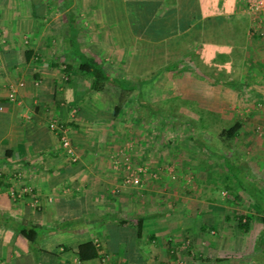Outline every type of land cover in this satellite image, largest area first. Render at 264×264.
I'll list each match as a JSON object with an SVG mask.
<instances>
[{"label":"crops","instance_id":"1","mask_svg":"<svg viewBox=\"0 0 264 264\" xmlns=\"http://www.w3.org/2000/svg\"><path fill=\"white\" fill-rule=\"evenodd\" d=\"M241 1L143 0L141 9L136 0H0V264H248L247 260L257 264L234 254L244 251V246L234 243L228 245L229 255L217 253L222 248L217 242L194 243L195 252L187 254L188 248L183 263L173 259L177 250L168 243L153 241L158 258L147 257L135 237L127 249L114 246L110 237L105 239L103 219L108 210L119 212L120 207L103 209L101 202L108 194L100 191V185H109L100 157L105 151L104 155L111 154L113 146L94 145L95 140L84 143L79 136L106 138L103 130L114 121L115 104L106 94L109 85L89 92L87 76L76 70L80 56L92 55L98 62L106 58L110 66L125 61L132 74L158 65L166 67L168 74L177 66L181 74L177 95L183 105L203 100L206 110L219 103L220 112L230 107L242 112L234 119L241 125L232 137H243V143L231 145L224 178H232L231 197L238 195L264 210V134L254 129L264 122V34L249 35L251 19ZM68 13V23H74L69 28L62 24ZM146 76L135 81L136 104L146 105L139 100L151 86ZM243 90H249L247 96H241ZM11 91L14 99L9 97ZM208 114L214 119L217 111ZM52 123L62 124L75 144L82 143L81 148L75 147L76 161L67 155ZM238 151L242 153L239 164L234 158ZM23 167L32 196L10 177L13 169ZM234 167L241 179L234 176ZM11 189L20 199L10 197ZM137 198V194L129 197ZM23 221L39 224L43 230L37 249L19 233L17 225ZM155 233L149 236L155 239ZM89 239L100 246V254L80 260L76 247ZM109 253L112 260L104 257ZM204 253L208 255L198 258Z\"/></svg>","mask_w":264,"mask_h":264},{"label":"rangeland","instance_id":"2","mask_svg":"<svg viewBox=\"0 0 264 264\" xmlns=\"http://www.w3.org/2000/svg\"><path fill=\"white\" fill-rule=\"evenodd\" d=\"M139 3L143 5V0H136L137 6ZM131 4L134 5L133 2ZM139 7L142 9V6ZM67 15L66 24L64 22L62 24L63 27L67 25L69 28V23H73V21L69 20L68 23V18L71 15L70 13ZM75 16L73 13L71 18L75 20ZM98 63L111 70L112 74L131 78L134 76L136 82H140L147 75V83L151 84L150 89L140 93L139 100L145 102L146 105L136 104L135 95L139 94L134 90L125 94L127 101L122 112L114 118L113 122H110V131L107 129L108 125H105L103 131L107 132L106 138L101 135L94 136L93 133H91L93 136L87 137L79 134L82 142L85 141L84 143L90 144L95 140L94 145H100L101 142L103 146H113L112 155L110 153L104 155L107 150L105 149L100 157L103 158L102 167H105L103 171L108 172L104 173V179L109 182L107 186L100 183L102 184V186L99 184L102 187L100 191L110 197L101 202V206L103 209H105L104 206H108L109 209L112 206L120 207V209L119 212L108 210L109 214L104 216L103 220L107 223L105 224V239L108 240L107 237H110L112 244L116 247L126 249L128 245L131 247L135 242L134 237L136 239L134 225L128 221L127 223L133 226L129 224L124 225L125 227L120 226L119 217L133 218L146 213L149 217H145L143 233L136 242L140 241L141 246L147 250V257L153 258V255H156L158 258L159 256V251L153 248V241L172 245L177 250L173 254V259L177 263L184 262L182 257L186 256L185 252L188 248L190 249L187 254L195 252L194 243L201 245L207 242H217L222 247L217 253L226 255L230 254L228 245L234 243L238 247L244 246L243 252H234V254L237 256L241 254L245 258H252L257 264H264V210L257 209L256 204L248 202L249 200H241L238 195L231 197L232 189L229 186V180L232 178H224L228 173L221 155L228 156L231 145L238 144L240 146L244 138L241 136L228 138L226 135L220 136L219 134L223 127L234 122L240 109L235 111L233 107H230L228 112H220L221 104L214 103L213 105L211 103V109L206 110L202 103L203 100L199 104L183 105L177 95L178 77L181 76L177 72L180 69L177 66L172 73L168 74H166L167 68L160 65L148 72L132 74L126 70L125 61L118 64L113 62L114 65L110 66L108 59L100 58ZM119 91L120 88L114 82H110L106 94L116 102ZM245 91L249 90L240 91L241 96H247ZM247 100L251 101V99ZM251 108L256 107L251 106ZM209 110L217 111V116L214 119L213 114H208ZM51 127L54 129L52 125ZM254 129L258 135L264 134V122L256 123ZM195 130L199 133H195ZM187 133L195 134L193 137L192 135L189 137L186 136ZM65 134L70 139L66 131ZM236 139L238 142L235 143ZM200 140L205 141L204 144H200ZM71 142L74 150L75 147L81 148L82 143L75 144L72 140ZM244 146L246 147V145ZM193 148L195 151H192ZM243 151V157H246L247 149L244 148ZM241 155L242 153L238 151V156H234L238 164L242 162L240 161ZM257 155L258 162H260L262 155L260 152ZM13 172L10 173V177L14 178L15 184H22L23 192L33 190L31 184H26L25 167L15 168ZM128 175L137 176L138 182L126 183L125 178ZM234 176L241 179L235 167ZM194 177L199 182H196ZM247 188L252 193L256 191V187ZM11 191L14 189L10 190V197L20 199V194ZM240 192V188H237L236 193L242 197ZM33 193H29V196H32ZM133 194H137L138 198L129 199ZM112 195L115 199L112 198ZM254 197L258 198L257 195ZM259 197L263 196L260 194ZM116 199H119L118 203L115 202ZM39 200L41 201V199ZM39 200L35 202L38 203ZM228 200H231V204ZM226 205H230V207L227 208ZM182 208H184L183 211L180 210ZM226 214L227 216H225ZM240 217L243 220L248 217L250 225L247 231H243L238 226ZM199 223L205 224V228H198ZM154 232H157L155 239L149 236ZM205 255L208 254L198 255V258ZM111 256L112 254L109 253L104 257L112 260ZM117 257L114 256L115 259ZM245 262L250 263L249 260Z\"/></svg>","mask_w":264,"mask_h":264},{"label":"trees","instance_id":"3","mask_svg":"<svg viewBox=\"0 0 264 264\" xmlns=\"http://www.w3.org/2000/svg\"><path fill=\"white\" fill-rule=\"evenodd\" d=\"M76 70L78 72H81L85 74L90 82L89 85V92L92 93L94 91H102L106 90L110 82H114L115 85H117L120 88L118 99L116 100L113 110H112V118L118 116L127 101L125 99V94L129 91H133L135 80L134 76L131 77H124L119 74H112L109 70L105 69L102 64L98 63L96 58L92 55H83L79 57L78 63L76 65ZM240 122H234L230 124L227 127H223L220 136L226 135L227 137H232L234 134L237 133L238 129L240 128ZM63 126V125H62ZM199 138V137H198ZM205 141L200 140V144H204ZM76 152V151H75ZM221 158H223L224 166L229 167L228 165V157L225 155H221ZM223 163V162H222ZM221 163V164H222ZM227 167V168H228ZM29 193L32 191L29 190ZM146 216H135V218H125V217H119V224L120 226H124L128 221H132L134 225L135 231H136V240L138 237L142 235L143 232V223L145 221ZM134 219V220H133ZM248 217L244 220L240 217L238 219V226L243 230L247 231L249 229V222ZM129 224V225H132ZM132 225V226H133ZM203 228H205V224L201 225ZM17 228L19 230V233L26 239H28L30 242L35 244V249L38 235L43 233V230L40 228L39 224H30L27 222H21L18 223ZM261 238V235L259 236ZM258 237V242H259ZM100 246H98L95 241L89 239L83 242H80L76 247V255L80 260L89 259L98 256Z\"/></svg>","mask_w":264,"mask_h":264},{"label":"built area","instance_id":"4","mask_svg":"<svg viewBox=\"0 0 264 264\" xmlns=\"http://www.w3.org/2000/svg\"><path fill=\"white\" fill-rule=\"evenodd\" d=\"M243 9L250 15L251 26L248 28V33L253 34L255 32L263 33L264 29V0H242ZM9 97L14 99V91L9 93ZM2 106L0 105V109ZM54 129L57 130L60 136L61 145L66 151L73 155L72 159H75V150L72 147V143L65 134V128L62 124L52 123ZM139 178L135 175H128L125 178L126 183H136Z\"/></svg>","mask_w":264,"mask_h":264},{"label":"bare ground","instance_id":"5","mask_svg":"<svg viewBox=\"0 0 264 264\" xmlns=\"http://www.w3.org/2000/svg\"><path fill=\"white\" fill-rule=\"evenodd\" d=\"M242 2V1H241ZM252 23V22H251ZM250 26H251V24H250ZM263 29H264V26H263ZM256 34H264V31H263V33H258V32H255ZM249 35H252V34H250L249 33ZM71 141V140H70ZM72 143V142H71ZM73 147V146H72ZM73 149H74V147H73ZM66 150V149H65ZM67 152V151H66ZM67 154L70 156V158H72V156L73 155H71V154H69L68 152H67ZM78 157H77V154H75V160L77 159Z\"/></svg>","mask_w":264,"mask_h":264}]
</instances>
